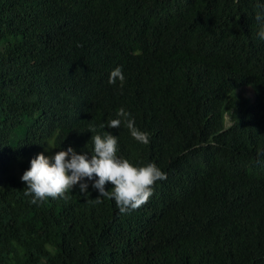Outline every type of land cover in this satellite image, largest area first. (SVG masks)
<instances>
[{"label": "trees", "instance_id": "16d2710c", "mask_svg": "<svg viewBox=\"0 0 264 264\" xmlns=\"http://www.w3.org/2000/svg\"><path fill=\"white\" fill-rule=\"evenodd\" d=\"M261 5L0 0V264H264ZM121 107L149 144L99 128ZM104 131L167 173L145 204L122 215L91 188L30 203L32 158L91 154Z\"/></svg>", "mask_w": 264, "mask_h": 264}, {"label": "clouds", "instance_id": "9594fccd", "mask_svg": "<svg viewBox=\"0 0 264 264\" xmlns=\"http://www.w3.org/2000/svg\"><path fill=\"white\" fill-rule=\"evenodd\" d=\"M255 19L264 24V12H258ZM257 35L264 40V27ZM117 82L122 90L125 76L120 66L110 72L108 80L110 85ZM115 115L116 118L101 123L99 128L116 129L123 124L136 142L150 143V133L136 127L135 118L125 108H119ZM91 142V154L77 153L69 146L51 155L39 153L30 160L20 180L25 184L24 195L31 197V204L39 205L47 198L67 199L74 189L88 195L91 188L98 193L94 203H101V198L113 200L123 215L145 204L153 195V186L167 178V173L155 163L139 166L118 155V136L109 131L92 135ZM106 184L112 186L110 191L106 190Z\"/></svg>", "mask_w": 264, "mask_h": 264}]
</instances>
